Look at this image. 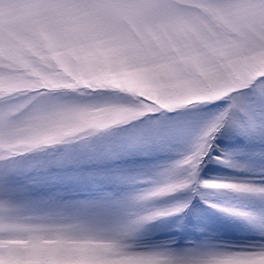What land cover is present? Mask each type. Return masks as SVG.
<instances>
[{
  "label": "snow or ice",
  "instance_id": "6c2138e0",
  "mask_svg": "<svg viewBox=\"0 0 264 264\" xmlns=\"http://www.w3.org/2000/svg\"><path fill=\"white\" fill-rule=\"evenodd\" d=\"M104 93L120 102H87ZM56 94L78 99L37 106ZM222 99L232 102L163 182L136 198L144 211L121 228L72 217L21 224L18 210L0 202V260L264 264V246L184 255L128 243L143 224L187 207L153 211L146 207L153 199L193 185L264 195V188L199 179L207 159L225 163L213 148L226 126L264 139V0H0V161ZM180 134L179 127L157 124L134 146Z\"/></svg>",
  "mask_w": 264,
  "mask_h": 264
},
{
  "label": "rangeland",
  "instance_id": "374dc122",
  "mask_svg": "<svg viewBox=\"0 0 264 264\" xmlns=\"http://www.w3.org/2000/svg\"><path fill=\"white\" fill-rule=\"evenodd\" d=\"M76 99L56 94L43 97L37 106ZM87 102L120 101L104 93ZM231 102L222 99L161 113L2 160L0 202L18 210L21 224H52L72 217L108 230L121 228L144 211L136 198L163 182V174L191 151L203 129ZM157 124L179 127L181 134L134 146L141 144L144 134ZM213 156L222 157L225 163L207 159L200 169L201 181L264 188V139L259 134L242 135L226 126L215 139ZM183 205L187 207L177 214L162 215L140 226L128 243L138 251L184 255L259 250L264 246V195L193 185L153 199L146 207L171 213ZM0 264L5 262L0 260ZM13 264L56 262L31 258Z\"/></svg>",
  "mask_w": 264,
  "mask_h": 264
}]
</instances>
